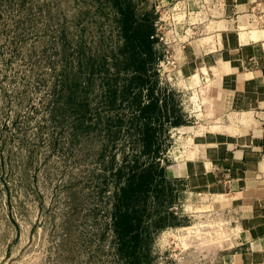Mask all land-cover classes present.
Returning <instances> with one entry per match:
<instances>
[{"label":"rangeland","instance_id":"rangeland-1","mask_svg":"<svg viewBox=\"0 0 264 264\" xmlns=\"http://www.w3.org/2000/svg\"><path fill=\"white\" fill-rule=\"evenodd\" d=\"M225 1L0 0V264H234L231 199L165 176L222 132L187 45L264 36Z\"/></svg>","mask_w":264,"mask_h":264},{"label":"crops","instance_id":"crops-1","mask_svg":"<svg viewBox=\"0 0 264 264\" xmlns=\"http://www.w3.org/2000/svg\"><path fill=\"white\" fill-rule=\"evenodd\" d=\"M225 3L227 22H241L239 13L251 4ZM218 32L216 46L204 42L209 37L189 43L184 62L188 69L218 70L212 78L219 89L222 132L200 136L198 158L170 163L165 176L229 197L242 229L234 264H264V36L255 41L243 31Z\"/></svg>","mask_w":264,"mask_h":264},{"label":"bare ground","instance_id":"bare-ground-1","mask_svg":"<svg viewBox=\"0 0 264 264\" xmlns=\"http://www.w3.org/2000/svg\"><path fill=\"white\" fill-rule=\"evenodd\" d=\"M259 37H261V36L260 35H257V34H254L253 37H252V39H255V38L259 39Z\"/></svg>","mask_w":264,"mask_h":264}]
</instances>
